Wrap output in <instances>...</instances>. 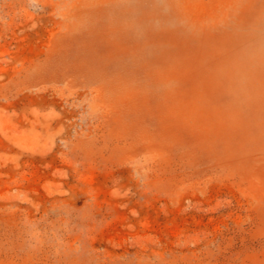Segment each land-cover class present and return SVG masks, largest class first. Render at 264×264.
Here are the masks:
<instances>
[{
    "label": "rangeland",
    "instance_id": "obj_1",
    "mask_svg": "<svg viewBox=\"0 0 264 264\" xmlns=\"http://www.w3.org/2000/svg\"><path fill=\"white\" fill-rule=\"evenodd\" d=\"M0 264H264V0H0Z\"/></svg>",
    "mask_w": 264,
    "mask_h": 264
}]
</instances>
